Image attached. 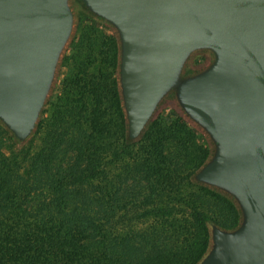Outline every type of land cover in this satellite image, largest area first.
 <instances>
[{
  "label": "trees",
  "instance_id": "1",
  "mask_svg": "<svg viewBox=\"0 0 264 264\" xmlns=\"http://www.w3.org/2000/svg\"><path fill=\"white\" fill-rule=\"evenodd\" d=\"M116 63L112 31L80 13L32 139L17 149L0 126V264H196L208 221L238 223L190 181L209 149L175 110L125 143Z\"/></svg>",
  "mask_w": 264,
  "mask_h": 264
},
{
  "label": "water",
  "instance_id": "2",
  "mask_svg": "<svg viewBox=\"0 0 264 264\" xmlns=\"http://www.w3.org/2000/svg\"><path fill=\"white\" fill-rule=\"evenodd\" d=\"M80 13L115 37L125 143L167 107L206 141L190 181L229 198L239 220L207 222L196 264H264V0H0V126L17 149L37 130Z\"/></svg>",
  "mask_w": 264,
  "mask_h": 264
},
{
  "label": "rangeland",
  "instance_id": "3",
  "mask_svg": "<svg viewBox=\"0 0 264 264\" xmlns=\"http://www.w3.org/2000/svg\"><path fill=\"white\" fill-rule=\"evenodd\" d=\"M98 29L101 31V33L106 34V31L102 26H98Z\"/></svg>",
  "mask_w": 264,
  "mask_h": 264
}]
</instances>
